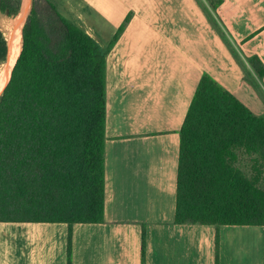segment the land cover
<instances>
[{"label":"crops","instance_id":"0c3cea01","mask_svg":"<svg viewBox=\"0 0 264 264\" xmlns=\"http://www.w3.org/2000/svg\"><path fill=\"white\" fill-rule=\"evenodd\" d=\"M79 1L103 49L131 19L107 55L104 221L73 226L71 264H264V226L175 223L180 130L202 76L255 115L264 77L198 0ZM215 17L264 65V0H223ZM68 238L65 223H0V264H69Z\"/></svg>","mask_w":264,"mask_h":264},{"label":"trees","instance_id":"16d2710c","mask_svg":"<svg viewBox=\"0 0 264 264\" xmlns=\"http://www.w3.org/2000/svg\"><path fill=\"white\" fill-rule=\"evenodd\" d=\"M45 1L49 21L33 6L22 31L24 0L22 34L7 41L0 27V66L12 60L0 74V223L67 224L71 264L73 226L104 221L107 55L131 15L103 49L60 12L59 0ZM206 2L199 3L240 62L215 17L223 0ZM0 11L16 16L17 0H0ZM249 62L263 79L261 61ZM175 223L264 226V114L208 74L180 130Z\"/></svg>","mask_w":264,"mask_h":264},{"label":"rangeland","instance_id":"374dc122","mask_svg":"<svg viewBox=\"0 0 264 264\" xmlns=\"http://www.w3.org/2000/svg\"><path fill=\"white\" fill-rule=\"evenodd\" d=\"M198 1L202 4H205L203 0H198ZM206 4H207V2H206ZM33 6H35L38 9V11H40L41 18L44 22H47L52 18V12L49 10L48 4L46 3L45 0H28L27 12L25 13V15H23L22 31H23L25 23L28 20L29 14H30ZM23 7H24V0H17L18 12H17L16 16L10 17L6 14H3L0 11V27H1L5 37L7 39V41L9 39H11L17 31L18 17L22 15ZM86 9H87L86 6L79 0H59L60 12L64 16L70 18L71 20H73L74 22H76L77 24L82 26L84 29H87V25L85 23V21H86ZM219 26L221 28L222 33L228 38L227 32L225 31L223 26L221 24H219ZM21 34H22V32H21ZM21 48H22V46L20 47V49ZM239 56H240V62L241 63L247 61L250 64L249 58L242 57L241 55H239ZM7 65H8V63L3 65V66H0V74H2L3 72H5L7 70ZM250 66H251V64H250ZM1 80L2 79L0 77V81Z\"/></svg>","mask_w":264,"mask_h":264},{"label":"bare ground","instance_id":"6f19581e","mask_svg":"<svg viewBox=\"0 0 264 264\" xmlns=\"http://www.w3.org/2000/svg\"><path fill=\"white\" fill-rule=\"evenodd\" d=\"M17 30H19L20 32H22L18 26H17ZM19 55H20V53H19ZM19 55H18V56H19ZM11 61H12V60H11ZM11 61H10V62H11ZM10 62H9V63H10ZM9 63H8V64H9Z\"/></svg>","mask_w":264,"mask_h":264}]
</instances>
